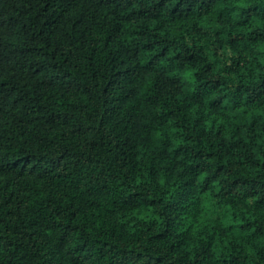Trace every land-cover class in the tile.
I'll list each match as a JSON object with an SVG mask.
<instances>
[{
	"label": "trees",
	"instance_id": "obj_1",
	"mask_svg": "<svg viewBox=\"0 0 264 264\" xmlns=\"http://www.w3.org/2000/svg\"><path fill=\"white\" fill-rule=\"evenodd\" d=\"M0 264H264V0H0Z\"/></svg>",
	"mask_w": 264,
	"mask_h": 264
}]
</instances>
